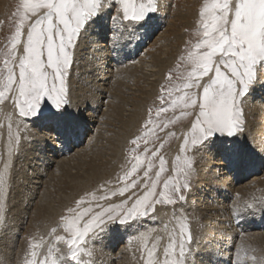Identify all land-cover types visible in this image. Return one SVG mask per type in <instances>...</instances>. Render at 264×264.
<instances>
[{
	"label": "rangeland",
	"instance_id": "374dc122",
	"mask_svg": "<svg viewBox=\"0 0 264 264\" xmlns=\"http://www.w3.org/2000/svg\"><path fill=\"white\" fill-rule=\"evenodd\" d=\"M136 2L140 3L142 0H136ZM143 2H147V0H143ZM206 2L210 3L211 0H154L157 11L150 14V19L155 18V20L153 23H151V26L148 30V35L141 38V44H139L140 48L132 57L135 64L141 62L138 68H133L132 70L138 71L140 68L139 73H137L138 78L134 82V87L132 80H129V84L126 82L125 85V87L132 86V89L136 88L135 90L138 92H140L141 89L150 90L148 91L150 93L145 92L146 95H144V90H142V97L147 96L146 112L144 115L137 114V117L140 119V123L135 127L131 137L127 140L126 147L124 148L123 154L121 155L122 157H120V155L118 156L113 153L108 143L112 138H114V136L116 137L121 135V132L123 131L120 129V125L118 124H111L112 126L108 124L109 126H106L108 123H106V121L108 120L104 114L108 112L111 116L110 110L113 109V106L110 102L112 101L111 99L108 101L105 99L102 100L100 107L101 113H98L97 118L94 119L96 122L98 120V122L96 123L94 121V123L91 125H87L89 126L86 129L87 133H85L84 137L81 138V145L79 146V151L85 149L84 151L87 152L86 156L91 154V156L89 155L86 157L87 161L92 163V161L96 159L99 162L96 161L94 163L98 165L93 170L95 172H90L87 168V171L85 172L86 174L83 173L84 175H82V177L84 176L85 179L81 178V180H78L77 183H73L65 187L64 192L62 182L63 180L61 181L60 179V177H63V175L62 173H58V164H52L50 158L54 157V153H46V157L49 160L47 163V165H49L46 169H50L48 173H46V176L45 172H43L44 177H41L40 180H37L36 177V181L39 182V184L29 186V183L25 181V177H21L23 172L20 167L23 166L24 152L28 149V146L34 140H36V132L33 129L32 123L41 119L36 117L30 121V124L26 123L23 121V118L18 116V110L15 109L12 104L6 103L0 105V174L3 175V183L0 184V202L5 204L7 212V226L3 230H0V264H25L27 260L32 258V249L30 247L32 244L38 245V247L35 249L38 254L36 259H43V256L47 253L49 248L60 247L64 250V252H67L66 246L62 243L57 244L55 239L56 234L66 235L62 231L63 224L61 217L69 215L67 209L69 207L75 208L76 201L82 197L88 202L84 206H91L94 210H98L95 207L97 204L107 205L111 203H119L129 196H132V198L135 199L136 196L143 194V185L146 182L150 184L152 180L156 179V173L160 171L161 158L164 160V171L160 172V183L158 184L157 191L159 192L163 190V182L165 180L175 181L177 177L182 180L183 172L181 169H183L184 171L191 172V191L187 193L188 198L191 199L189 194H191L195 188L196 182L198 181V173H200L205 168L209 153L208 151L204 150L207 149L206 146L202 151L193 153V145L191 140L194 133L190 129V122L194 123V114L192 110L183 109L179 106L171 107L162 101L160 97L163 96L165 100H168L170 91L171 98H176L182 95L184 91H191L183 89L182 85L193 67L191 60L189 59V54L203 51V49H196V45L203 39V29L199 12ZM20 3L21 0H0V79H3L7 75V70L4 67L5 60L9 61L10 67H14L16 78L18 79V62L22 56V45L17 46V49L15 50V60H12L11 56L13 55V49L11 48V43L12 37L15 33L16 21L18 19V17L14 16L13 14L16 12ZM107 12H109L112 18V9H109ZM114 22L115 21H111L110 24L112 25ZM79 41L80 39L78 42H76L75 48L77 47ZM165 49L167 50L165 51ZM165 52L166 54H164ZM83 56L84 53L81 56L80 53H78V56L75 57L73 53L74 63L71 66L70 75L66 78V87L69 97L71 91L70 82L72 80L71 78H73V74L76 73L80 77L83 75V67L80 68L79 65V68L76 69L77 60L79 59L78 63L82 64V59H80V57L82 58ZM173 57H175L174 62L172 65L168 66L163 73V80H160L158 76L153 78L150 77L154 71H157L156 66H158L160 62L161 65L165 64L166 66L167 60H170ZM125 61L126 59L124 58V62ZM135 64L131 66H134ZM144 72L147 74L145 77L143 76ZM133 74L135 75V73ZM139 74L142 75L140 76ZM151 81H153L152 85H150ZM157 83L159 84L157 85ZM255 83L251 86L250 91L254 88ZM153 85L155 89L153 88ZM114 88L115 87H112L111 92L113 94H115V91L113 90ZM135 90L130 91L128 94H136ZM250 91L248 92L246 98H249L252 95L250 94ZM134 95L130 96L134 98ZM134 99L136 101L141 100L138 98V96H135ZM248 101L245 99L243 105V119L245 121L244 132L246 120H249L248 118L250 115L248 114ZM6 105H9L8 110H4ZM163 107H167L168 110L160 111L159 115H157L159 109ZM78 108V113L86 111V109H82L83 107L81 106H78ZM43 110L47 111L48 109L45 108ZM47 124L50 125V132H53L54 135L57 134L55 131L57 128L52 126L53 123L47 121ZM186 129L188 130L185 131ZM99 131H107L105 133L102 132V136L106 138L105 142L103 143L100 141L101 143H99L100 146L103 143L100 148L104 146L106 150L100 149V151L94 155L90 152L93 150L92 145H94L95 142L94 140H91L92 143H89V137L91 135H95L97 132L100 134ZM114 131L120 132L115 134ZM113 134L115 135L113 136ZM137 137H141L138 146L132 145L131 140ZM236 137H238V135L233 137H219L218 139H223L225 142L224 144H226L229 140L235 139ZM46 138L51 142L50 137ZM185 139L187 140V144L185 143ZM59 143L52 142V144L56 145V147L59 146ZM209 143L208 145H210ZM226 145V147L231 146L230 144ZM57 153L59 159H56L55 161L59 163L60 161H63V152L59 151ZM71 153L73 154L72 149L68 151V154ZM153 153H156V155H153ZM138 160L139 164H137ZM227 160L228 162L232 161L230 157L227 158ZM5 164L8 166L7 169H5ZM134 165L137 166V171L133 173L127 181L122 180L121 177L131 172ZM149 165H151L150 171ZM146 171H148L150 179L144 176ZM19 172L21 173L20 175ZM263 172L264 168L258 173H247V179L245 180V184H243L246 186V183H248L251 177L255 176V174H258L256 176L258 177L257 179L264 182ZM29 173L30 172H27V174ZM51 178H55V180L53 182L51 180V183L48 184L47 182ZM218 178L220 179L221 177L219 176ZM133 179H135L137 183L141 185V187L131 188L126 191L123 196H121L118 191L119 188L123 187L125 183H131V180ZM33 181H35V178H33ZM29 187H32V189ZM48 187H51V189ZM47 190H51L52 193V198L49 204L51 209L47 208L48 206H46L48 201L45 202L41 200L40 197L43 195L48 197L49 192H47ZM200 190L209 189L202 187ZM26 192L27 194L33 193L32 201L29 205H27V202L30 200V198L29 196H26ZM112 192H116L117 194L113 196L111 195ZM259 192L261 191L259 190ZM133 193L136 195L133 196ZM46 194L48 195L46 196ZM64 194H70L72 197L66 203L63 202ZM105 196H107V199H101ZM20 197L22 201L18 203ZM258 197L259 198L257 201L259 204V209L254 212V220L260 222V227L257 226L254 230H249L248 227L245 229L243 226L245 230L241 232L240 235H238L240 237L238 239H234L233 237V240L231 241V246L233 249L230 253L231 256H229V261L233 262H231V264H239L242 261V253L238 248V243H240L241 240L240 238L248 237L250 236L249 234H255L256 236L263 237L264 239V193L258 195ZM13 200L21 207H18L19 205H16ZM196 203L197 202L195 200L193 205H195V207L201 208V205L197 203V206ZM186 204L187 203H185V205ZM39 206L45 207L44 210L39 211ZM181 206L182 205L180 203H177L176 205H157L158 208H165L163 209V216L165 217V220L163 222L164 224L161 223L162 225H159L157 216L155 215L156 213L150 214L147 218L130 221L126 225H121L119 223H113L109 225L105 232L101 234L99 239L94 240L93 243L97 246H102L103 244H108L109 242L111 243L112 241H115V245L112 246V250L114 254H118V256L110 258L107 254V259L104 261L96 249L94 256H83V264H92L93 261L94 264H118L119 262L117 261L122 259L124 256L129 257L131 260L129 264H150V261L151 264H163L165 259V249L168 248L170 244L176 242L179 239V221L181 218H183L187 223L188 231L193 237L192 224L194 221L189 217V213L183 212ZM166 208L170 213L165 211L167 210ZM18 212H23L24 215L26 214V218L21 217V214H18ZM238 227L241 228L240 225ZM53 228H56L57 230L55 234L52 231ZM195 230L197 231V229ZM193 243L195 246L192 244V247L193 251L195 252L197 250V246L194 242V239ZM153 245H155V251L151 258H149L148 253L150 250H152ZM259 246L262 248L259 247V251L256 249L257 252L256 250L253 252L257 258L255 261H253L254 264H264V245ZM247 253L246 254L248 256L246 255L245 260H243L251 261V257L253 256H250L251 254L249 252ZM233 255L234 258L232 257ZM217 264H221V262H217Z\"/></svg>",
	"mask_w": 264,
	"mask_h": 264
},
{
	"label": "snow or ice",
	"instance_id": "6c2138e0",
	"mask_svg": "<svg viewBox=\"0 0 264 264\" xmlns=\"http://www.w3.org/2000/svg\"><path fill=\"white\" fill-rule=\"evenodd\" d=\"M109 9H112L111 19L116 21V26L112 27L108 44L119 46L126 39L124 33L127 31L136 29L134 34H137L143 29L147 36L150 14L157 11L154 0L140 3L136 0H21L13 14L18 19L11 43L12 60H15L17 46L22 45L18 79L14 67L5 60L7 75L0 79V105L12 104L26 123L39 117L56 124L70 143L77 138L81 123L67 111L72 105L66 78L71 73L73 53L81 33ZM199 16L203 39L196 49L203 51L189 54L193 67L182 85L183 89L191 91H184L176 98H171L170 91L168 100L160 97L171 107L192 110L193 153L202 151L219 137H233L244 132L243 105L259 73L264 71V0H211L203 5ZM45 108L48 110L44 111ZM167 110L163 107L157 115ZM73 112H79V108ZM140 139H132L131 144L138 146ZM218 151L228 153L230 149L220 142ZM7 167L5 164V169ZM136 171L134 165L121 179L127 181ZM163 171L164 160L161 158L156 179L150 184L146 182L143 194L135 199L129 196L119 203L97 204L98 210L84 206L88 202L83 197L77 200L75 208L67 209L69 215L61 217L62 231L66 235H55L57 244L65 245L67 252L60 247L49 248L43 259H36L38 245L32 244V258L25 264H83V256L95 255L98 246L93 241L99 239L109 225H126L147 218L156 213L157 205L187 203L191 172L181 169L183 179L165 180L163 190L158 192L160 172ZM144 176L150 179L148 171ZM2 183L3 175L0 174ZM138 187L141 185L133 179L118 191L123 196L129 189ZM101 199H107V196ZM248 210H253V205L236 206L233 214L240 218ZM6 226V206L0 202V230ZM179 229V239L165 249L163 264H195L198 249L193 251V238L183 218L179 221ZM52 231L57 232L56 228ZM154 251L155 245L148 253L149 258Z\"/></svg>",
	"mask_w": 264,
	"mask_h": 264
},
{
	"label": "bare ground",
	"instance_id": "6f19581e",
	"mask_svg": "<svg viewBox=\"0 0 264 264\" xmlns=\"http://www.w3.org/2000/svg\"><path fill=\"white\" fill-rule=\"evenodd\" d=\"M154 20L155 18L149 19L150 26L151 23L154 22ZM111 21L112 20L109 12H104L101 15L97 16L92 22H90V25L87 27L86 31L81 33L79 38L80 41L74 50L75 57L78 56V53H80V56L84 53V56L82 58L80 57V59H82V64L78 63L79 59L76 62V69L79 68V65L80 68L83 67L84 69L82 71L83 73L82 77L78 76V74L75 73L72 76L73 78H71L72 79L70 82L71 91L69 98L72 107L68 108L67 111L70 114L75 115L81 123L79 136L70 143L65 137L63 130L60 127H58L56 124L54 123L52 124V126H55L57 128L55 130L57 133L55 134L56 135L55 136L53 132H50L51 128H49L50 125L47 124V121L37 120L36 122L32 123L33 129L36 132L35 134L36 140H34L28 146V149L24 152L23 166L20 167L23 172L21 177H25L26 179L25 181L29 183L28 184L29 186H32L34 184H39V182L36 181V177L37 180H40L41 177H44L43 172H45V176L47 175L46 173H48L50 168L46 169L47 166L49 165V164L47 165L49 160L46 157V153H54V157H50V158L52 164L54 163L58 164L57 165L58 173H62L63 175V177H60L61 181L63 180L62 181L63 192L65 190V187L69 186L70 184L77 183V181L81 180V178L85 179L84 176L82 177V175H84L83 173L87 171L86 170L87 168L89 169L90 172H92L94 168L97 167L98 164L96 165V163H94L97 160L94 159L92 163L90 161H87L86 157H88L89 155L91 156V154L86 156L87 152L84 151L85 149L79 151L80 149L79 146L81 145L80 144L81 138L84 137L85 133H87L86 129L87 127H89L87 125H91L92 123H94L95 121L94 119L97 118L98 113H101L100 107L102 100L105 99L106 101H108L109 99H111L112 101L110 102L112 103L113 106V109L110 110L111 116L109 115L108 112L104 114L108 120L106 121V123L108 122L106 126L108 124L109 125L118 124L120 125V129H122L123 131L121 132L122 134L120 133L121 135L116 137L114 135L116 133H119L121 130L118 132L114 131L115 132V134H113L114 138H112L108 143L113 153L118 156L120 155V157H122L121 155L123 154V150L126 147L127 140L131 137V134L134 131L135 127L140 123V119L137 117V114L144 115L146 112L147 96L142 97V90L144 89H141V91L138 92L137 90H135L136 88L132 89V86L125 87L126 82L129 84V80L130 81L132 80L134 87V82L138 78L137 73H139L140 68L138 69V71L137 70L132 71V70L133 68L134 69L138 68L141 62L135 64L133 62L132 57L136 53V51H138V49L140 48L139 44H141V38L145 36L143 33L144 30L139 29V32L137 34H134L136 32V29H133L132 31H127L124 33L126 39L120 46L111 45L108 44L109 35L113 31L112 27L115 28L116 26V21L112 25L110 24ZM137 28H139V26H137ZM166 50L167 49H165V51ZM164 54H166V52ZM124 58L126 59L125 62H124ZM174 58L175 57L171 58L170 60H167L166 66L165 64L161 65L160 62V64L156 66L157 71L156 72L154 71V73L151 74L150 77L153 78L155 76L156 77L158 76L160 80H163V75H164L163 73L165 72L168 66L172 65V63L174 62ZM133 64L135 65L131 66ZM263 72L264 71H261V73H259L254 88L251 89L250 91V94L252 95L249 98H246L247 101L249 100L248 114L250 115L248 118L249 120H246L245 132L241 135H238V137H236L235 139L229 140L228 143H226L231 145L227 147L228 149H230L228 153H221L220 151H218L220 142H224L223 139L217 138L216 140L211 141L209 143L210 145L208 144L206 145L207 149L204 150L208 151L209 157L206 160L205 168L200 173H198V181L196 182L195 188L192 191V193L189 194L190 195L189 197L191 199L188 198L187 204L186 205L183 204L181 206L183 212L189 213L188 214L189 217L192 218L194 221L193 224L191 223L193 228L192 238L194 239V242L198 249V252L196 253V257H195V264H217V262L218 263L221 262V264H231L232 261H229V256H231L230 253L233 249L231 246V241L233 240V237L234 239H238L240 237L238 235H240V233L243 232L246 229V227H248L249 230H254L257 226L260 225L259 221L257 222L256 220H254V212L259 209L258 207L259 204L257 200L259 198L258 195L264 193L262 192L264 191V182L257 179L258 177L256 176L258 174H255V176L251 177L250 181L246 183V186L244 184H245V180L247 179L246 178L247 173L249 174L258 173L260 170L264 168V73ZM133 73H135V75ZM139 75L141 76L142 74ZM143 76L145 77L147 76V74L144 72ZM150 83H151L150 85H152L153 81H151ZM158 84L159 83H157V85ZM112 87H115L113 89L115 91V94L111 93ZM134 90L136 91V94L135 93L128 94L130 91H134ZM148 91L150 90L146 89L144 90V93L145 92L150 93ZM130 95L131 96L134 95V98L135 96L136 97L138 96V98L141 100L136 101ZM144 95H146V93ZM78 106L83 107L82 109H86V111L82 113L81 112L74 113L73 111H75ZM8 109H9V105H6L4 110H8ZM246 115H247V111H246ZM187 130L188 129H186L185 131ZM102 132L105 133L107 131L105 132L101 131L100 134L97 132L98 134L96 133L95 135L93 136L91 135L89 137V143H92L91 140H94L95 142V144L92 145L93 150H91L92 148L90 149L91 150L90 153L94 155L95 153H98L100 149H105L104 146L100 148L106 139L102 136L103 135ZM46 137L48 138L50 137L51 142ZM100 141L103 142L101 146L99 145V143H101ZM52 142L53 143L60 142V143L59 146L56 147V145L52 144ZM226 144H224L225 147L227 146ZM70 149H72L73 152V154L71 153L72 155L68 154V151ZM59 151L63 152V161H60L58 163L55 160L59 159L57 153ZM229 157L231 158L232 161L228 162L227 158ZM27 172L30 173L27 174ZM20 174L21 173L19 172V175ZM219 176L221 177L220 179L218 178ZM33 178H35V181H33ZM51 180L53 182L55 178L54 179L51 178L50 180H48L47 183L48 184L51 183ZM202 187H206L209 190H200L202 189ZM29 188L32 189V187ZM49 189H51V187ZM258 189L261 192H259ZM27 192H26V196L27 197L29 196L30 198V200L27 202V205H29L32 201L33 193L27 194ZM47 192H49L48 197H45L44 195L40 197L41 200L45 202L48 201L46 203L47 204L46 206H48L47 208H50L51 206L49 204L52 198V193L51 190H47ZM47 195L48 194H46V196ZM71 198L72 197L70 196V194L68 195L64 194L63 202L66 203ZM195 200L197 203H199V205H201V208L195 207V205H193V202H195ZM21 201L22 200L20 197L18 203ZM14 203L16 204L17 202ZM197 203L196 205L198 206ZM246 204L253 205V210H248L244 212L240 218H237V216L233 214V208L236 206L242 207ZM18 207L21 206L19 205ZM44 208L45 207L43 206H39L38 210L43 211ZM163 209L165 208L157 207L156 209L155 215L157 216L159 225H162L161 223H163L165 220V217L163 216V211H164ZM165 211H167V213L169 212L168 209ZM18 214H21V217L26 218V214L24 215L23 212L21 213L18 212ZM239 225L241 228L238 227ZM243 226L245 227V229L243 228ZM195 229H197V231ZM249 235L250 236L248 237L240 238L241 239L240 243H238V248L242 253V261L240 260L241 263L239 264H254L253 260L244 261L246 255L248 254L247 252L251 254L250 256H255L253 252L256 249L258 250L259 247H261L259 245H264L263 237L256 236L255 234H249ZM114 245H115V241H112L111 243L109 242L108 244H103L102 246L97 247V251L100 257L103 258L104 261L107 259V254L108 257L110 258L118 256V254H114L112 250L113 249L112 246ZM232 257L234 258V255ZM130 261L131 260L129 259V257L124 256L122 259H120L117 262H119L118 264H129Z\"/></svg>",
	"mask_w": 264,
	"mask_h": 264
}]
</instances>
